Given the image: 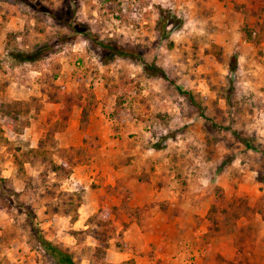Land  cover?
<instances>
[{"label":"rangeland","instance_id":"obj_1","mask_svg":"<svg viewBox=\"0 0 264 264\" xmlns=\"http://www.w3.org/2000/svg\"><path fill=\"white\" fill-rule=\"evenodd\" d=\"M29 2L0 0V106L20 102L26 122L15 135L0 121V264H55L38 236L77 264H264V11L256 16L264 0ZM70 22L132 47L171 82L131 59L102 64ZM243 22L257 26L259 43L243 41ZM39 47L38 61L14 58ZM92 96L81 131V104ZM51 132L54 161L80 160L69 177L24 159ZM121 172L151 181L148 191H179L181 208H165L176 218L168 262L156 261L158 247L145 237L147 220L162 212L145 201L130 207L126 188L111 185ZM84 201L92 209L80 210ZM100 209L108 214L102 226ZM225 211L239 212L236 231L209 234L210 214L220 221Z\"/></svg>","mask_w":264,"mask_h":264},{"label":"trees","instance_id":"obj_2","mask_svg":"<svg viewBox=\"0 0 264 264\" xmlns=\"http://www.w3.org/2000/svg\"><path fill=\"white\" fill-rule=\"evenodd\" d=\"M24 1L25 3H30L29 0H20ZM33 9L35 7L33 6ZM264 11V7L259 10V13L256 14L257 17H260L262 15V12ZM255 14V13H254ZM73 23V22H72ZM70 22V24H67V27L72 30V34L79 33L84 39L89 41L90 43H93L98 50L100 51V61L102 64H108L115 59H131L134 60L139 64V66L142 68V70L150 76H159L162 79L166 81H170L167 74L161 69L156 67L154 64H148L140 54H138L132 47L128 45H120L115 42H103L101 40H98L95 35L91 31H78L76 28H73V24ZM256 25V24H255ZM239 33L246 43H259V30L257 26H254L252 24H248V22H243L239 28ZM43 53H45L42 49V47L37 48L36 50L32 52H20L14 56L15 59H17L20 62H27L32 63L35 61L40 60L43 57ZM233 66L229 67L230 72H234L237 64V59L235 56H232L231 58ZM178 93L182 96H185L189 102L197 107L199 110L200 105L198 102L194 99V97L190 94V92L184 91L180 87L176 88ZM57 96V95H56ZM92 99L89 97L88 99H84V103L81 104V112H80V119H79V129L81 131L85 130V127L89 120V115L91 112V106H92ZM54 100V99H53ZM57 101V100H54ZM27 110H25L26 112ZM202 113V112H201ZM25 113L21 111V103L20 102H12V104L5 105L2 104L0 106V121L4 127H6L9 131H11L13 134L17 135L20 134L23 128L26 126V122H22V118L25 117ZM203 115V114H202ZM53 133L46 134L43 139H41L38 143L36 148L28 150L26 157L24 158L25 161L35 160L40 162L43 166L48 168L50 172L55 177H69L71 174V171L73 167L77 166L80 163V160H74L73 156L70 154L68 156V159L62 161L61 163H57L53 159V154L56 150V146L53 143H50L52 140ZM233 135L235 133L233 132ZM94 140L98 142V138L94 137ZM243 145L248 148L249 150L256 151L255 148H253L248 142L241 139L240 140ZM82 142L89 147L98 148V144H92L89 142L87 138H83ZM50 143V145H49ZM83 150H78L77 153L80 154V152ZM73 154V153H72ZM262 156L264 157V152L262 153ZM19 158L14 159L15 165H17L20 169H22V162ZM124 209L128 210V206H126L125 203L121 205ZM78 207L79 204H78ZM76 209V207H74ZM77 211V210H76ZM75 211V212H76ZM238 211V210H237ZM139 212L138 210L134 211V214L137 215ZM239 212L235 215L229 214L228 211L222 212L221 214V220H215L213 217L209 216V221H211V226L213 229V233L209 234H231L236 231V226L232 222V220H235L238 216ZM130 215V214H129ZM232 217V219H231ZM95 218L97 219V222L100 226L105 225L108 219V214L105 210H99ZM208 234V235H209ZM38 242L41 245V248L48 254L50 258L54 261L55 264H77L71 253L68 252L65 249H61L52 243L45 240L42 236L37 237ZM125 264H133L132 261H127Z\"/></svg>","mask_w":264,"mask_h":264},{"label":"crops","instance_id":"obj_3","mask_svg":"<svg viewBox=\"0 0 264 264\" xmlns=\"http://www.w3.org/2000/svg\"><path fill=\"white\" fill-rule=\"evenodd\" d=\"M132 175H134V174L129 175L128 173L126 174V173L121 172L120 175H117V177L112 180L111 185H113V186L114 185H122L123 187L126 188L125 192L128 194L127 195L128 196V205L130 207L133 206V208H135V209H140L142 207L141 204H143V202L145 201V203H153V207L158 208L159 211L162 212L161 217L160 216H155V217L151 216L147 220V222H148L147 227L151 230H149L148 233L146 231L145 237L149 238V240L147 241L148 243H150V244L153 243L155 246L158 247L156 249V252H155L156 257H157L156 261H158V259H160L161 261L168 262V260L170 259L169 250L172 249L173 247H175V245L177 243V241L175 240V238H176L175 233H174V231H172L173 226L171 227L172 223H173V225L176 224V222H173L174 220H176V218L169 219L168 215L165 212L168 211L169 209L176 210L175 207L181 208V205L179 203V201L181 199V195L179 194V191H177V190L170 191L171 188L173 187L172 185L165 187L166 190H164V191H163V189H161L164 187H161L159 189V191L157 189L148 191V187H149L148 184L151 181H148V180L140 181L136 175H134V176H132ZM146 190H147V193H145ZM146 197H149L150 199L146 200ZM86 200H87V198H86ZM155 201L160 202V203L154 204ZM163 201L166 203L164 204ZM172 203H174V204L172 205ZM86 204H87V202L84 201L81 204L80 210L86 209L88 207H91L89 209H92V206H90L91 204L90 205H86ZM96 207H98V206H96ZM165 208H166V211H165ZM94 211L95 210L91 211L90 213H93ZM171 212H174V211H171ZM129 230H134V228L132 227ZM129 230L125 231V234H127L129 232ZM166 238H167V240H165ZM128 239H130L129 241H131V243H135L137 245L138 240L132 239L131 236H130V238H125L126 241ZM163 240H165V241H163ZM161 241H163L164 244H163L162 248H159L161 245ZM177 259H179V258L177 257L174 261H177Z\"/></svg>","mask_w":264,"mask_h":264}]
</instances>
